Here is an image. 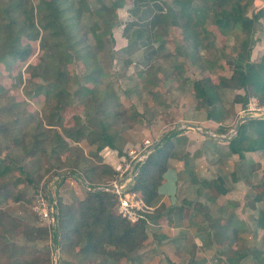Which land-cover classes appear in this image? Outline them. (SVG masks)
<instances>
[{"label":"trees","instance_id":"obj_1","mask_svg":"<svg viewBox=\"0 0 264 264\" xmlns=\"http://www.w3.org/2000/svg\"><path fill=\"white\" fill-rule=\"evenodd\" d=\"M95 1L94 10L90 12L88 9L82 11L78 0H41L37 6L24 5L21 0H0V64L10 70L17 62L25 63L33 53L32 43L36 42L41 51V61L56 63L55 72L47 75L48 87L31 83L33 88L24 91L27 98L39 96L42 92L46 96L41 118L27 110L25 101L16 102L12 96L1 93L0 89V201L12 199L32 206L39 188L46 194L42 186L43 175L53 173L54 176H61L57 171L61 172L62 168H77L71 170V174L78 170L82 175L79 178L84 179L90 191H85V197L72 204H64L56 197L58 231L53 233V243L66 250L65 260L61 262L59 259L58 264H107L121 259L134 260L136 256L133 257V254L147 240V222L164 215L174 226H179L184 207L193 210V216H201L209 224L205 226L207 238L213 235L215 240L224 242L236 239L239 231L231 229L230 225H219V218H212L208 207L198 201H183L181 206L170 209H166L164 204L154 207L158 200V184L166 171V162L173 154L170 143L166 142L147 158L130 187L131 192L139 195L144 206L154 208L152 213H144L143 219L136 223L117 214L114 194L95 190L111 181L109 177L114 175L111 167L95 165L82 153L71 154L73 147H70V142H82L85 132L93 136L92 142H89L95 143L94 151L89 153L91 158L100 162L98 155L105 148L115 151L120 157L126 155V141L121 135V127L128 125L129 121L137 122L140 117L134 107L123 106L113 83L105 81L109 74L98 60L101 52L112 53L114 50L112 29L121 23L116 12L126 2ZM252 1L172 0L173 9L162 6L159 0H130L128 14L131 18L123 25L122 36L127 40L126 47H140L144 69L151 67L158 60V53L164 50L162 40L171 23L179 26L187 45L199 37L202 47L206 31L203 29L200 34L198 29L203 28L206 20L221 33H238L237 54L230 63L231 79L221 77L218 84H213L210 79L194 83L195 108L205 113L206 120L219 124V135L228 133L223 122L233 115L234 104L245 106L248 98L254 97L261 106L264 105V54L259 62L250 61V38L259 29V20L264 18V7L248 17ZM89 12V18L93 20L96 17L100 21H92L88 27L92 43H89L86 33L79 31L80 22ZM200 50L193 51L194 62ZM75 60L83 63L80 72L83 83L77 76L68 77L62 70ZM126 65H130V61H124L123 66ZM30 66L28 64L26 70ZM71 81L77 84L74 92L68 88ZM223 88L243 91V95L234 97L231 111L220 96L219 91ZM75 103L82 105L83 114L73 118L72 125L62 126L61 113ZM181 140L177 139V142ZM5 141L11 142L14 148L2 156ZM227 142L229 153L239 160H243L248 152L264 151V117L242 122L237 134ZM63 153H68L62 159L65 162H61ZM186 157L187 167L189 161ZM238 173L241 175L242 171ZM236 175V172L232 174L233 182L239 179ZM59 179L63 181L65 178ZM192 184L196 188L195 198L204 197L207 203H214L228 193L220 177L212 180L193 178ZM251 189L253 201L264 203V181L251 185ZM9 220L10 217L0 210V252L5 259L12 260L20 258L23 249L17 248L5 237L10 232ZM256 222L264 231V210L258 213ZM48 232L44 227L23 224L27 242L45 237ZM254 252L250 249L231 251L227 263L240 264L241 259ZM20 264L30 263L20 258ZM188 264L198 263L190 259Z\"/></svg>","mask_w":264,"mask_h":264},{"label":"rangeland","instance_id":"obj_2","mask_svg":"<svg viewBox=\"0 0 264 264\" xmlns=\"http://www.w3.org/2000/svg\"><path fill=\"white\" fill-rule=\"evenodd\" d=\"M41 0H21L24 5H36L40 2ZM71 1H77V0H71ZM79 4L78 6L81 7L82 11H88L94 10V5H95V0H78ZM105 2H109L110 0H103ZM160 4L162 6H167V7H173L172 0H159ZM125 6L121 9H118L116 12V15L119 17V20L121 23L119 26H115L112 29V37L114 38V44L113 47L114 49L117 48V51L112 50V53H109L108 51H103L98 55V60L100 61L101 65L104 67V70L106 73L109 74V77L105 80L110 81L113 83V86L115 90L119 93L121 97V101L124 107L126 108H131L134 107L137 113L140 115L138 118L137 122L132 123L129 121L128 125L125 124L124 126L121 127V129L124 128L130 130V133L128 135V140L131 143H141L144 138L147 137V139L151 138L154 141L158 140L160 141L157 145V148H160L161 146L163 147L166 142L170 143L171 139L174 140V137L180 136L183 137L182 135L184 133L190 132L188 135H195L193 132L196 133H204L205 136H208L210 139L212 136H218L221 139H226L228 136L230 137L231 131L234 129L236 122L239 117H250V116H255V117H261V111H257L256 107H258L257 103H254L253 101L248 103L246 106H241L237 105V108H235L236 105L233 106L231 105V92L230 91H225L226 94L224 95L225 98H223L224 104H226V107L228 111H231L232 109V116L223 122V125L227 127L228 133L224 135H219L218 130H216L215 134H212L207 131H214L210 130L209 128H204L203 125H200L197 123V125L185 122L184 118L182 117L183 114L187 117L189 114L191 115L192 112L194 111L197 115H200V113H203V111H199L194 107H192L191 102L185 101L186 99H189L188 95L182 94L179 95V89L180 88H186L187 83L185 80H200V79H210L212 78L213 81L218 80L221 78V74L227 72L228 70V65H230V60L233 59L235 56V47H237V39L236 36L238 33L236 32H227V33H221L219 32L215 26H213L209 21H205L203 28H199L198 31L203 33V29L206 31L205 37L202 41V47L199 42V37H197L194 40H191L192 42L188 43H194L200 46V51H197V61L194 62V55L190 58H188L187 54H184L185 50L189 48V45L184 43V39L182 36L181 31L178 29V25H172V23L168 26L169 28L166 29L165 31V37L163 38V47L164 50L159 52V58L158 60L153 63L151 68H142L141 66V49L140 47H130L127 48L126 46L121 48L123 44H121V40L119 37V34L123 32V25L127 21L130 20V16L128 14V8L130 7V0H125ZM175 7V6H174ZM173 7V9H175ZM248 9V17H250L252 8L251 6ZM166 10V9H165ZM36 11V10H35ZM86 14V16L82 19L80 22L81 24L79 25V31L86 33L88 36V40L90 41L89 43H92V40H90V35L88 33L89 29L88 27L91 25L92 21H97L100 23L99 19L96 17L95 20L93 18H89V14ZM85 13V12H84ZM250 14V15H249ZM218 31V32H217ZM257 31L253 34L254 38H252L253 43L257 42L259 40V37L257 35ZM133 37H135V32L133 31ZM201 37V36H200ZM253 44V45H254ZM204 45V47H203ZM33 47V53L31 57L24 63V62H17L10 70H6L3 65L0 64V89H2L1 93H6L8 96H12L16 102H23L25 101L27 103V110L30 113H35L37 114L40 118L42 117V108L45 106V95L41 93L39 96H34L32 98H27L24 95L25 90H30L33 88V85L31 83H35L34 86L36 85H41L42 88L48 87V77L47 75L52 74L56 70V63L54 61H49L47 63H43L40 59L41 57V51L39 50V45L38 42L32 43ZM254 49V48H253ZM124 61H130V65L123 66ZM136 62H139V64L135 65ZM193 63H197L195 65H199V67L194 68ZM31 65L29 70H26L27 65ZM141 66V67H140ZM83 68V63L82 61H73L71 65H68L67 67L63 68V72L67 74L68 77H78L80 79V83H83V80L81 78V71ZM142 68V69H141ZM158 68L160 70V73L162 74V80L159 81L158 83V74L154 75L153 77H157L155 82L151 80H145L144 75H150L151 70ZM139 69V70H138ZM156 69V70H158ZM141 74L143 77L138 75ZM35 74V75H34ZM34 75V76H33ZM212 81V82H213ZM217 81V82H218ZM163 82V83H162ZM216 82V81H215ZM105 83V82H104ZM117 86H115L116 84ZM160 83L164 84L163 87H159ZM147 86H151V90L147 89ZM154 86H158L156 90H153ZM68 88L71 92H74L77 89V84L73 83L72 81L69 83ZM125 89H127V94H125ZM124 91V92H123ZM155 93L157 94V97L152 98V95ZM187 94V93H186ZM180 97L183 98L182 100V105H181V100ZM161 98V99H160ZM185 101V102H184ZM159 102H163L164 104V109L162 108V114H166V116L162 119L159 118L158 115L154 114L155 110L157 113V108H154L155 106H160ZM196 103V102H195ZM255 104V105H254ZM264 107V106H262ZM168 108V109H167ZM182 108V109H181ZM155 109V110H154ZM184 109V110H183ZM237 109V110H235ZM252 109H254L252 111ZM140 113H139V112ZM167 111H169L167 113ZM191 111V112H190ZM200 112V113H198ZM171 113V115H170ZM83 114V107L81 104L75 103V105L71 106L70 108L64 110V112L61 113L60 117L62 118V126H68L72 125L73 123V118L75 117H81ZM189 115V116H190ZM172 116V117H169ZM1 124V122H0ZM151 125V126H150ZM2 125H0L1 127ZM150 126V127H149ZM219 127V125H218ZM217 129V128H216ZM128 130V131H129ZM169 134V135H168ZM182 134V135H181ZM217 134V135H216ZM174 135V137H173ZM169 136V137H168ZM219 139V138H218ZM125 140V139H124ZM187 140V139H186ZM126 141V140H125ZM8 141L3 142V147L2 149L4 156L7 152H10L13 150L14 145ZM129 142H126L129 143ZM194 138H191L189 140V144L185 145L184 142H177V144H180L182 146L180 147H185V148H192L191 144H193ZM7 143V144H6ZM126 144L124 145V149L126 148ZM169 145V144H168ZM70 147H73L71 149V154H77V153H82L85 157H88L89 159L92 160L93 164L99 165H107L111 167L113 170L114 168L117 167V164L115 161V165H112L108 159L110 158V154L103 157L102 160L99 162L95 158H91L89 153L94 151V146L93 147H87L85 142H80L78 144H74L70 142ZM134 149V148H132ZM155 150V151H156ZM128 151V149H127ZM188 152H185V154ZM68 153H63L61 157V162H65L62 160L63 158H66ZM176 153L172 154L173 158L175 157ZM179 156V155H178ZM120 156H118L119 158ZM177 157V156H176ZM168 158V160L170 159ZM168 160L166 162V167L168 164ZM181 161V160H180ZM194 162L193 161V168H194ZM182 163V162H181ZM182 165V164H181ZM184 167V166H182ZM181 168V166H180ZM187 168V167H186ZM232 168L234 172L238 173L242 171V166L234 163L232 165ZM77 168H70L68 169L67 167L62 168L61 172H58V174L62 176H54L52 175L53 173H49L48 175H43V181H42V186L46 188L47 192L50 195H53V197H58L62 203L64 204H72L76 200H80L78 198H68L70 196L69 193L63 194V198L59 197V194H61L64 191L59 190L61 186L66 182L65 179L61 181L59 178L64 177L68 178L69 176H75L78 178V181L82 182L87 190L90 191V188H88L87 183H85L84 179L79 178L81 173L75 171V174H71V170H74ZM101 169V168H99ZM167 169V168H166ZM43 169H41V173L43 174ZM101 172L100 170H98ZM114 171V170H113ZM184 171V170H183ZM166 172V171H165ZM73 173V172H72ZM183 173V172H182ZM66 174V175H65ZM68 174V175H67ZM165 174V173H164ZM163 174V175H164ZM189 175V174H188ZM82 176V175H81ZM182 176H185L184 173ZM190 179L196 178L192 177L191 175ZM109 177V179L112 180ZM76 178V179H77ZM198 179V178H197ZM77 181V182H78ZM161 181V180H160ZM184 180L181 179V182ZM75 184V187L77 189L78 193V188L80 189L81 193L83 195L80 196L78 193L79 197H82V199L85 197V193L83 191L82 183ZM110 182V181H109ZM2 181L0 180V184ZM78 187V188H77ZM89 189V190H88ZM64 190H68L67 188H64ZM99 190V188L95 189ZM69 191V190H68ZM93 191V190H92ZM69 194V196H68ZM138 195V194H137ZM238 198H236V203H238L239 206L242 207V203L245 204L247 203L246 199H242V193L240 192L237 195ZM136 200H140L139 195L136 196ZM5 202V201H3ZM7 204V203H6ZM31 206V205H29ZM235 208V207H234ZM190 209V208H189ZM238 209V208H237ZM144 210V209H143ZM31 212V217H32V222L34 223L33 227L35 228H43L44 226L42 223H40L36 217V215L33 213L32 208L30 210ZM190 211L193 210L190 209ZM126 219V218H125ZM219 220V225H222L221 223V218ZM9 221H12L10 218ZM129 221V220H128ZM249 222V227L251 231H239L237 234V238L239 237L240 234L241 238H247L248 240L250 239H255V241L258 243L261 242L260 245H258V249H260L259 255L262 257L264 256V242L262 241V233L261 232H256L253 233V230L255 229L254 224L250 221ZM136 223V222H135ZM203 229H201V232L203 234L206 233V227L209 226L207 222L203 221ZM221 223V224H220ZM252 226H250L251 224ZM9 224V222H8ZM224 224V223H223ZM208 225V226H207ZM10 226V225H9ZM23 226V225H22ZM206 226V227H205ZM46 228V227H44ZM253 228V229H251ZM48 230V229H47ZM58 231V229H57ZM212 232V231H211ZM246 234H244V233ZM56 233V232H54ZM59 233V232H57ZM213 233V232H212ZM23 235V234H22ZM24 236V235H23ZM25 238V237H24ZM211 239V240H209ZM26 240V239H25ZM27 241V240H26ZM29 244L27 245H22V246H17V248H22L23 250L20 252V258L23 260L25 259L28 261L30 264H58L59 259L61 262L65 260L64 254L66 253V250L62 246H55L53 243V233L48 232L47 236L45 237H40V238H35L34 241L28 242ZM208 243L209 244H216L217 248L220 247V240H215L213 235L211 237H208ZM238 249H245V246H240L237 247L236 250ZM252 251H255L254 249ZM218 251H216L217 253ZM228 252V251H227ZM256 253V252H254ZM223 254V255H221ZM226 254V255H224ZM230 254V253H229ZM220 256H223L222 262L225 264L227 260V253H219ZM263 255V256H262ZM20 258H16L17 261L16 263L13 262L14 259L12 260H5L3 264H20ZM258 260V259H257ZM260 261V260H258ZM86 264H98V262H93V263H86ZM107 264H118V261L115 262H107ZM211 264H217V262H213ZM247 264V263H246ZM252 264V263H250Z\"/></svg>","mask_w":264,"mask_h":264},{"label":"crops","instance_id":"obj_3","mask_svg":"<svg viewBox=\"0 0 264 264\" xmlns=\"http://www.w3.org/2000/svg\"><path fill=\"white\" fill-rule=\"evenodd\" d=\"M262 7H264V0H253L251 4V8L253 11H251V14L255 13ZM257 35L259 37V40L255 42V44L252 41L254 35L250 38V59H251L250 61L253 63L259 62L261 56L264 54V18L259 20V29L257 31ZM119 37L121 40V44H123L121 48L127 46V40L122 36V32L119 34ZM197 48L199 49L200 46L191 43L189 44V48L185 50L184 54H187L186 52H188L187 56L188 58L189 57L191 58L194 55L193 51H195V49ZM234 50L236 56L237 47H235ZM114 51H117V48H115ZM235 56L233 57V59L235 58ZM193 57L195 59V56ZM233 59H231L230 62H232ZM137 64H139V62L135 63V65ZM195 64L196 63H193V66H195L194 68L196 67L200 68L199 65H195ZM227 65H228L227 72L222 73L220 76L224 79L230 80L232 77V72L230 65L229 64ZM156 69L151 70L150 75L148 74L144 75L146 81L151 80L154 81V83H156L155 80L157 77H153L152 75L153 73L155 75L158 74L159 77L158 83L159 81L162 80V74L160 73V70L159 69L156 70ZM138 75L143 77L139 73ZM210 80L211 82L213 81L211 77ZM196 81L199 80L189 81L187 79L185 80V82L187 83V86H185L186 88L179 89L180 92L179 95L185 93V95L189 96V99H186L185 101L189 100L192 104V107L194 106L196 107L195 102L197 101L194 92V83ZM215 81H213L212 83L218 84L219 81L218 80ZM162 83L159 84L160 85L159 87L164 86V84ZM157 87L158 86H154L153 90H156ZM147 89L151 90V86H147ZM124 91L125 94H127V89H125ZM225 91L231 92V96H232L231 102L233 101L236 95H243V91L237 88H223L219 91L222 100L223 98H225L224 97V95L226 94ZM151 95L152 98L158 96L157 94L155 95V93ZM180 100L182 105L183 98L180 97ZM252 101L254 103H257L258 107L256 108L262 107L254 97H249L246 105H248V103L250 105ZM159 105L160 106L154 107L158 109L157 113L156 110L154 109L155 110L154 114L158 115L159 118L162 119L163 116L164 117L166 116V114H162L161 111L162 108L164 107V104L163 102H159ZM234 105H236L235 108H237V105L240 104H234ZM168 112L169 111H167V113ZM189 115L187 117L185 116V114L182 115V117L185 119L184 120L185 122L194 125H197L198 123L200 125H203L204 128H209L210 130L215 129L214 131H207V132H210L212 134L216 133L219 124L211 120H206L204 112L200 113V115H197L196 113L194 115V111H193L192 114L190 116ZM250 117H252L251 119L260 118L255 116H250ZM128 128L125 130L124 128L121 129V135L126 140V142H129L128 135L130 133V130ZM189 133L190 132L184 133L183 135L181 134L183 137L177 136L174 137V140L171 139L170 141V145L172 146V152L176 153L177 155L176 154L175 155L177 157L175 156L168 160L166 172L162 176L161 181L158 184V200L155 202L154 207H157L158 204H164L166 209H170L173 207L181 206L183 201L184 202L198 201L208 207L209 214L212 218H221L222 225H227V226L230 225L229 227L231 229L235 228L238 231L241 230L244 232L247 231L249 232L251 230L249 227V222H247V220H250L255 226L253 233L261 232L263 238L262 241L264 242V231L261 228H259L256 222L258 213L264 210V203L262 202L256 203L253 201L254 193L251 189V185H256L264 181V151L248 152L244 155L243 160H239L236 155L230 154L228 151L227 139L230 138L221 139L218 136H212V138L210 139L208 136H205L204 133L193 132V134H196V136L195 135L189 136L188 135ZM83 134L86 136L82 140V142H85L88 148L95 146V143L93 144L90 143L92 142L91 140H93V136L89 133L86 134L85 132H83ZM191 138H194L195 141V143L193 142V144L190 143L192 147L191 149L188 147L185 148L184 146L180 147L182 145L177 144V139H183L181 140V142L182 141L184 142L187 139L185 141L186 143L185 145H188L189 140ZM145 139H147V137L144 138L143 140ZM149 139L151 141L153 140L151 138ZM137 142L127 143L125 151H127V149L130 150L132 148H134L135 150L141 149L142 142L141 143H137ZM74 144H78V143H74ZM185 152H188L189 155H187V153L185 154ZM107 155L110 156V158L108 159L110 162H112L110 164L115 165V163L116 164L119 163L120 157L118 158L116 152L108 148L103 149L98 156L102 160V158ZM186 155H187L186 158L189 161V164L187 166L188 171L184 161L185 160L184 157ZM194 160L195 162L193 168L192 163ZM113 162L115 163L113 164ZM235 162L236 164L242 166V173L241 175L237 173L236 176L239 179L238 181L233 182L232 174L234 173V170L232 168V165H234ZM182 172L184 173L185 176H182L183 175ZM188 174L191 175V178L196 177L198 179H203V180H212L220 177L223 180L225 187H227L228 193L226 195L220 196L214 203H210V202L207 203L205 198L201 196L199 198H195L196 188L192 184V179H190V176ZM76 178L77 177L75 176H69L68 178H65L66 182L63 184V186L59 188L60 192L61 191L64 192L59 194V197L63 198L64 196L63 194L69 193L70 196L68 194L69 196L68 198H78L80 200L82 199V197L78 196V193L80 194V196L83 195V193H81L78 187H77L78 188V193H77V189L75 187V184H79L80 182L78 181V178L77 179ZM181 179L184 181L181 182ZM81 185H82L81 188H83V191L85 193V190L87 189L84 188L85 185L83 183ZM64 188H67L69 191L64 190ZM240 192L242 193V199L247 200V203L246 202L245 204L242 203V207L239 206L238 203H236L235 201L236 198H238L237 195ZM142 206L143 208L145 207L146 213H152L154 210L153 207L148 208L144 206L143 203ZM0 210L12 219V221H9L10 232L5 236L6 239L15 246H22L29 244L22 235L23 234L22 225L23 224H30L32 226L34 225L30 213L31 206L21 202H15L12 199H8L5 202H3V200L0 201ZM203 224L204 223L201 216L198 215L193 216L192 211H190L188 207H184L182 210V219L180 220L179 226H174L168 220L167 216L164 215H162V217L154 221L147 222V227H146L147 240L137 250V252L133 254V257L136 256L135 259L131 261L121 259L118 260V264H188L190 259H193L198 264H211L213 262H217V264H224L222 262L223 256H220L219 253L225 252L227 253L228 256L231 251H235L237 247L240 246H245V250L250 249L252 251L254 249L256 251V254L253 253L241 259V261L239 262L240 264H246V263L264 264V256L262 255L263 256V260H262V257L259 255L260 249H258V245H260L261 242L258 241L257 243L255 239H250V240H248L247 238L240 239L242 235L240 234L239 237L234 240H230L228 242L221 241V243L219 244L220 247L217 248L216 244H212V243L209 244L206 234H203L201 232V229L204 228ZM250 226H252V224ZM216 251L218 252L216 253ZM257 259L260 261H258ZM5 260L7 259H5V257L2 256L0 252V264H3ZM16 261L17 259L15 258L13 262L16 263ZM225 264H228L227 260Z\"/></svg>","mask_w":264,"mask_h":264},{"label":"built area","instance_id":"obj_4","mask_svg":"<svg viewBox=\"0 0 264 264\" xmlns=\"http://www.w3.org/2000/svg\"><path fill=\"white\" fill-rule=\"evenodd\" d=\"M257 111L262 110L261 117H264V107L254 108ZM252 109V111L254 110ZM234 135V130L231 131ZM232 136V135H231ZM160 141H151L145 139L142 141V147L139 150L130 149L126 155L120 157L117 167L114 168L112 180L106 185L99 187L102 191L112 193L117 198L116 212L131 223L143 219V206L140 200H136V194L130 191V187L139 174L141 166L147 158L153 154ZM47 187H45L46 190ZM46 194L39 188L34 196V202L31 206L33 213L38 221L42 223L49 232H56L58 229V211L56 197Z\"/></svg>","mask_w":264,"mask_h":264},{"label":"water","instance_id":"obj_5","mask_svg":"<svg viewBox=\"0 0 264 264\" xmlns=\"http://www.w3.org/2000/svg\"><path fill=\"white\" fill-rule=\"evenodd\" d=\"M251 118L252 117H239L237 122H236V125H235V127L233 129L234 130V135L237 134V132L239 131L241 123L246 121V120H248V119H251ZM230 137L228 136V138H230ZM99 190H101V189H99Z\"/></svg>","mask_w":264,"mask_h":264},{"label":"bare ground","instance_id":"obj_6","mask_svg":"<svg viewBox=\"0 0 264 264\" xmlns=\"http://www.w3.org/2000/svg\"><path fill=\"white\" fill-rule=\"evenodd\" d=\"M143 209H144V211L146 210L145 207Z\"/></svg>","mask_w":264,"mask_h":264},{"label":"clouds","instance_id":"obj_7","mask_svg":"<svg viewBox=\"0 0 264 264\" xmlns=\"http://www.w3.org/2000/svg\"><path fill=\"white\" fill-rule=\"evenodd\" d=\"M146 213V212H145Z\"/></svg>","mask_w":264,"mask_h":264}]
</instances>
